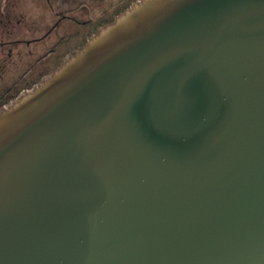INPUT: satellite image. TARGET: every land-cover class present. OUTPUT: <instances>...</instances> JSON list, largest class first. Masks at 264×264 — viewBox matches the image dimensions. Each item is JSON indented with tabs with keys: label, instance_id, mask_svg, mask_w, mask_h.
Here are the masks:
<instances>
[{
	"label": "water",
	"instance_id": "obj_1",
	"mask_svg": "<svg viewBox=\"0 0 264 264\" xmlns=\"http://www.w3.org/2000/svg\"><path fill=\"white\" fill-rule=\"evenodd\" d=\"M0 264H264V0H139L0 109Z\"/></svg>",
	"mask_w": 264,
	"mask_h": 264
},
{
	"label": "flooded vegetation",
	"instance_id": "obj_2",
	"mask_svg": "<svg viewBox=\"0 0 264 264\" xmlns=\"http://www.w3.org/2000/svg\"><path fill=\"white\" fill-rule=\"evenodd\" d=\"M134 1L0 0V96L7 94L1 108L49 77Z\"/></svg>",
	"mask_w": 264,
	"mask_h": 264
},
{
	"label": "rangeland",
	"instance_id": "obj_3",
	"mask_svg": "<svg viewBox=\"0 0 264 264\" xmlns=\"http://www.w3.org/2000/svg\"><path fill=\"white\" fill-rule=\"evenodd\" d=\"M5 81V83H3V88H5V84H6V81H8V80H4ZM2 89V88H1ZM2 90H4V89H2ZM2 90H0V93H1V91ZM6 96H7V94H4V95H2V96H0L1 97V99H2V97H3V100L6 98Z\"/></svg>",
	"mask_w": 264,
	"mask_h": 264
},
{
	"label": "trees",
	"instance_id": "obj_4",
	"mask_svg": "<svg viewBox=\"0 0 264 264\" xmlns=\"http://www.w3.org/2000/svg\"><path fill=\"white\" fill-rule=\"evenodd\" d=\"M1 107H2V106L0 105V109H1Z\"/></svg>",
	"mask_w": 264,
	"mask_h": 264
}]
</instances>
